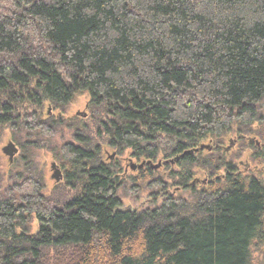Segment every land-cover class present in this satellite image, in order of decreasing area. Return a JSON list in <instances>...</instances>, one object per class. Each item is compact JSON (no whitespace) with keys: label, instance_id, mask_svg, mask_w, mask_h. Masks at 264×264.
Segmentation results:
<instances>
[{"label":"trees","instance_id":"obj_1","mask_svg":"<svg viewBox=\"0 0 264 264\" xmlns=\"http://www.w3.org/2000/svg\"><path fill=\"white\" fill-rule=\"evenodd\" d=\"M5 131L0 264H264V0H0Z\"/></svg>","mask_w":264,"mask_h":264},{"label":"rangeland","instance_id":"obj_2","mask_svg":"<svg viewBox=\"0 0 264 264\" xmlns=\"http://www.w3.org/2000/svg\"><path fill=\"white\" fill-rule=\"evenodd\" d=\"M87 104H88V96L86 94L83 95H79L76 99L75 102H73L71 104V106H69L68 111H67V116L72 117V116H82L83 114H87ZM11 140L10 137V132L9 131H5L1 136H0V154L3 160V163L5 164V166L9 167V157L7 155H5L2 152L3 147ZM236 145V140L234 138L232 146L235 147ZM247 151H245L244 157L243 159L240 161L241 166L244 167V169H247V165L249 166V161H247ZM20 153L15 155V159L19 158ZM14 159V160H15ZM19 160V159H18ZM35 163H36V167L39 171L42 172L44 178H45V182H46V191L49 192V190L53 189L54 186L56 187L57 184L61 183V182H57L54 178H53V174L55 172L54 168L52 167V164L55 163L53 158L51 157V155L46 152L41 150L40 152H37L36 156H35ZM133 162L128 161L126 163V172L128 174H131L132 172H134L135 169L131 168V164ZM19 164H21L19 162ZM22 165V164H21ZM58 166V165H57ZM59 167V166H58ZM60 168V167H59ZM172 168H175L174 166H172ZM61 169V168H60ZM18 170H22V167H19ZM163 175H168L167 171L163 172ZM62 181V180H61ZM176 192L178 194L181 193V195L183 196H188L189 192L188 191H176L172 188H169V191L165 192V194L167 193H171V194H176ZM130 194V193H129ZM164 194V193H163ZM152 199V198H151ZM163 199L162 197L158 198V201L161 202ZM152 200L150 201V197H148V193L147 192H142L141 195H137V199L134 201L132 200V197H126L125 198V205L128 207H133V208H143V207H147L151 204Z\"/></svg>","mask_w":264,"mask_h":264},{"label":"water","instance_id":"obj_3","mask_svg":"<svg viewBox=\"0 0 264 264\" xmlns=\"http://www.w3.org/2000/svg\"><path fill=\"white\" fill-rule=\"evenodd\" d=\"M210 148V146H208ZM203 148V147H202ZM2 152L7 155L9 157V161L13 162L14 157L16 154H18L19 152V148L17 147V145L13 142V141H9L2 149ZM115 155V153H113V156ZM146 164V162H142L140 165H137L135 163L131 164V167L133 169H136L137 167L141 168ZM162 165V162H159L158 166ZM52 167L54 168L55 172L53 174V178L56 181H60L63 178V174L61 169L57 166L56 163L52 164Z\"/></svg>","mask_w":264,"mask_h":264},{"label":"flooded vegetation","instance_id":"obj_4","mask_svg":"<svg viewBox=\"0 0 264 264\" xmlns=\"http://www.w3.org/2000/svg\"><path fill=\"white\" fill-rule=\"evenodd\" d=\"M137 169V168H136Z\"/></svg>","mask_w":264,"mask_h":264}]
</instances>
